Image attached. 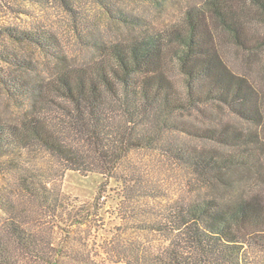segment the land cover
I'll return each instance as SVG.
<instances>
[{
  "label": "trees",
  "instance_id": "obj_1",
  "mask_svg": "<svg viewBox=\"0 0 264 264\" xmlns=\"http://www.w3.org/2000/svg\"><path fill=\"white\" fill-rule=\"evenodd\" d=\"M247 2L264 25V0L194 2L183 22L143 33L141 19L110 9L138 34L96 39L101 56L74 67L50 32L2 27L61 68L36 78L27 58L0 51L28 74L0 69V84L25 108L18 121L0 119V264H264V136L224 113L264 122L258 89L221 48L223 32L238 47L264 50V35L248 30ZM38 149L57 166L31 157ZM145 149L175 160L206 191L170 199L133 160ZM68 170L102 176L92 201L63 191ZM109 191L121 223L94 253L81 228L95 225Z\"/></svg>",
  "mask_w": 264,
  "mask_h": 264
},
{
  "label": "rangeland",
  "instance_id": "obj_2",
  "mask_svg": "<svg viewBox=\"0 0 264 264\" xmlns=\"http://www.w3.org/2000/svg\"><path fill=\"white\" fill-rule=\"evenodd\" d=\"M202 0H43L30 2L22 0H0V51L8 50L18 56L27 58L36 66V78H51L61 66L59 61L47 55L37 46L24 41H18L7 34L2 27L8 26L18 30L41 29L55 35L66 55L68 66L89 65L101 56L100 51L91 44L96 41L111 43L127 41L135 34L137 29L125 26L115 18L111 12H125L141 19L140 29L137 31L166 30L179 22L191 3ZM110 8H107L106 4ZM248 30L252 34L264 35V25L257 20L256 10L247 2ZM221 48L229 66L238 74L247 76L258 89L262 98L264 112V50H247L238 47L227 33L221 32ZM0 69L5 73L14 75H28L10 65L0 53ZM178 80V76H174ZM25 113L22 103L10 98L7 90L0 84V119L18 121ZM226 117L243 127L258 129L264 136V122L257 128L256 125L242 123L239 119L224 111ZM193 120L200 121L196 114L188 115ZM31 157L44 168L57 166L56 162L41 150H34ZM133 160L141 165L154 183L165 189L172 200H189L200 189L201 181L189 170L180 166L175 160L162 153L145 149L135 152ZM103 178L98 173L82 175L75 170H68L61 180L64 192L78 197L82 202L92 201L97 193L98 186ZM7 178L0 175V184L6 183ZM251 185V184H250ZM249 185V186H250ZM115 187L112 182L109 188ZM251 188V186H250ZM249 188V189H250ZM199 194V193H198ZM113 193L109 191L100 200L103 211L98 216L95 225L81 228V235H88L89 247L95 252H102L104 243L109 241L116 227L121 223L115 217L116 202L112 199ZM3 213L0 211V224ZM131 237L137 234L132 232ZM154 238L153 236L150 237Z\"/></svg>",
  "mask_w": 264,
  "mask_h": 264
}]
</instances>
